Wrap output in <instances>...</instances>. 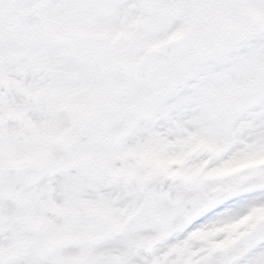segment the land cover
I'll list each match as a JSON object with an SVG mask.
<instances>
[{
    "label": "rangeland",
    "instance_id": "374dc122",
    "mask_svg": "<svg viewBox=\"0 0 264 264\" xmlns=\"http://www.w3.org/2000/svg\"><path fill=\"white\" fill-rule=\"evenodd\" d=\"M251 8L264 19V0H0V264H264V198L187 235L203 213L181 214L190 199L210 208L264 194V98L235 106L264 73V26H252ZM231 22L248 35L212 57L194 53L195 28L218 23L231 39ZM179 35L186 49L163 57ZM154 51L148 82L123 71ZM147 84L155 99L133 115ZM130 116L137 126L113 148L112 129ZM205 142L236 146L218 154ZM248 157L249 171L206 177ZM181 169L191 178L149 198L157 175ZM166 208L177 214L162 226Z\"/></svg>",
    "mask_w": 264,
    "mask_h": 264
},
{
    "label": "snow or ice",
    "instance_id": "6c2138e0",
    "mask_svg": "<svg viewBox=\"0 0 264 264\" xmlns=\"http://www.w3.org/2000/svg\"><path fill=\"white\" fill-rule=\"evenodd\" d=\"M257 196H259V198H264V194H253L252 196L248 197L229 199L208 208L189 226L184 235H187L188 232L198 229L211 221H215L233 214L250 200L257 198ZM251 255L254 256L255 252ZM241 264H244V261H241Z\"/></svg>",
    "mask_w": 264,
    "mask_h": 264
},
{
    "label": "water",
    "instance_id": "95a60500",
    "mask_svg": "<svg viewBox=\"0 0 264 264\" xmlns=\"http://www.w3.org/2000/svg\"><path fill=\"white\" fill-rule=\"evenodd\" d=\"M211 42L213 43V45L215 46L217 44V39L215 40H211ZM148 61V60H147ZM141 63L143 64V66H145L146 62ZM131 70H137L136 67H134ZM258 85V86H257ZM257 86V88H256ZM263 91V84L259 83V84H254L253 87H251L248 91V95H251V99L249 100L250 102L256 100L257 98H259L262 94ZM147 102V97L145 94L142 95V97L139 99L138 104H140L141 110L143 111V109L145 108V104ZM171 180H165L164 184L162 185V189L163 192H165L167 190V188L169 187V185L171 184ZM206 207V203L204 202H199V203H190L188 205L185 206L184 211L185 212H191V217L190 218H194L195 216H197L199 213H201Z\"/></svg>",
    "mask_w": 264,
    "mask_h": 264
},
{
    "label": "bare ground",
    "instance_id": "6f19581e",
    "mask_svg": "<svg viewBox=\"0 0 264 264\" xmlns=\"http://www.w3.org/2000/svg\"><path fill=\"white\" fill-rule=\"evenodd\" d=\"M157 176H159V175H157Z\"/></svg>",
    "mask_w": 264,
    "mask_h": 264
}]
</instances>
